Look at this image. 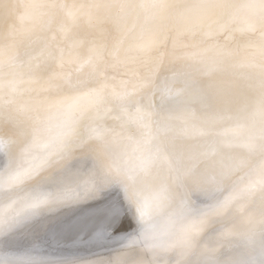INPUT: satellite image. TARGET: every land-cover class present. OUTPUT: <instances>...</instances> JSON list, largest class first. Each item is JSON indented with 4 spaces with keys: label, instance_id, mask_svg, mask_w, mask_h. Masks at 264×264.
I'll return each instance as SVG.
<instances>
[{
    "label": "snow or ice",
    "instance_id": "obj_1",
    "mask_svg": "<svg viewBox=\"0 0 264 264\" xmlns=\"http://www.w3.org/2000/svg\"><path fill=\"white\" fill-rule=\"evenodd\" d=\"M19 7L20 26L9 25L7 42L0 31V129L18 127L23 116L31 133L15 157L16 141L0 134V197L74 153L92 159L86 150L109 139H127L138 154L123 166L93 160L87 171L69 168L0 204V264H56L38 245L13 250L8 237L59 204L110 188L123 193L136 223L128 239L144 253L137 264H228L217 244L238 229L262 239L236 264H264V0H21ZM31 33L36 40L22 53L17 36ZM197 76L208 78L206 87ZM216 76L227 79L217 86ZM186 92L189 99L172 103ZM161 174L146 191L145 178ZM257 199L258 214L250 212ZM174 200L179 228L157 232L153 212ZM219 217L234 223L210 236Z\"/></svg>",
    "mask_w": 264,
    "mask_h": 264
},
{
    "label": "bare ground",
    "instance_id": "obj_2",
    "mask_svg": "<svg viewBox=\"0 0 264 264\" xmlns=\"http://www.w3.org/2000/svg\"><path fill=\"white\" fill-rule=\"evenodd\" d=\"M21 0H0V31L5 36L7 42L8 27L10 24H15L19 27L17 19L22 8L19 7ZM36 33L24 34L17 36L18 40L23 41L21 52L30 51L28 45L36 40ZM34 46V45H33ZM180 66L171 65L172 70H176ZM163 74V73H162ZM170 74V73H169ZM201 82V85L206 87L208 78L196 77ZM217 86L220 80L227 77L216 76L212 78ZM175 87H183V84L177 82ZM209 91H214L210 89ZM190 97V92H186L183 97L177 98V102H183ZM155 103L159 104V100L153 97ZM215 106L223 107V101H218ZM21 123L18 127H10L5 125L0 129V134L5 138L11 136L16 143L12 145V156H17L20 147L30 138L31 125L24 120L23 116L19 117ZM135 146L127 139L117 138L109 139L103 146L86 150L92 156V159H80L81 153H74L73 157L56 161L47 168L39 177L33 179L23 188L15 189L11 192L5 191L0 197V204L6 205L10 199L21 197L29 189L38 185H51L60 176L64 175L69 168H79L82 172L87 171L93 165L95 160L99 165L105 167L111 165L123 166L127 161L129 164L134 163L135 157L138 154L134 150ZM5 157L0 154V163L4 162ZM76 164L80 166L77 167ZM247 168H241L224 181L225 188H230L238 178L243 176ZM162 180L161 175H154L145 178V190L149 191L151 186L159 183ZM193 201L202 206L207 202L201 197H192ZM78 203H86L83 206L81 217L74 218L71 222L76 223L77 227L74 231H67L70 222H58L56 218L64 216L66 209L72 206H77ZM177 207V201H172L170 204L153 212L152 223L155 225L157 232L175 231L180 226L178 218L174 217L173 213ZM260 201L257 199L250 208V212L257 213L259 211ZM114 215L112 218H105L106 215ZM42 218L45 221V226L37 228V220ZM175 220V223H173ZM55 221V222H54ZM69 223V224H68ZM234 223L230 218L219 217L213 221L209 229V235L214 236L216 233L224 231ZM235 223H238L236 221ZM136 228V223L133 220L132 213L128 211L127 202L124 199L123 193L119 188H110L104 190L95 196L82 198L80 200L71 201L68 203L59 204L43 214L34 217L33 219L22 224L8 237L9 246L16 251H24L32 248L34 245L39 246L40 254L46 258L56 262V264H112L117 258L126 261V264H137L138 261L144 259V253L137 246L135 240H127L124 244H120L117 240L119 235L122 237L132 233ZM242 230L232 232L218 241L217 246L220 249V258L228 264H236L243 258L244 253L251 247H258L261 236L257 232L254 236L241 234ZM20 233V234H19ZM97 241L101 243L116 241L114 248L100 247L97 251H92L93 244ZM103 245V244H101ZM95 248V247H94Z\"/></svg>",
    "mask_w": 264,
    "mask_h": 264
},
{
    "label": "rangeland",
    "instance_id": "obj_3",
    "mask_svg": "<svg viewBox=\"0 0 264 264\" xmlns=\"http://www.w3.org/2000/svg\"><path fill=\"white\" fill-rule=\"evenodd\" d=\"M77 165V167L78 166H80L79 164H76ZM84 204H86V203H78V205L77 206H72L71 208H67L66 209V213L64 214V216H61V217H59V218H56L57 220L56 221H58L59 223L60 222H70L71 224H70V226H68L66 229H67V231H74V229L73 228H75L76 229V227H77V224L76 223H72L71 221L74 219V218H76V217H81V216H83V214L84 213H81L82 212V210H83V206H80V205H84ZM112 217H114V215L112 214L111 216L109 215H106L105 216V218H112ZM55 222V221H54ZM69 224V223H68ZM36 226H37V228L39 229V228H42V227H44L45 226V221H44V219H42V218H38V220H37V224H36ZM134 230H135V228H134ZM20 234V233H19ZM130 234V233H129ZM128 234V235H129ZM128 235L127 236H125V237H122V234L121 235H119V237H118V239L117 240H120V244H124L127 240H128ZM116 241H112V242H104L103 243V241H101V243L100 242H98L97 241V244L96 243H94L93 244V246L95 247H92L91 248V250L92 251H97V250H99L100 249V247H108L109 249H112V248H114L115 247V245H116V243H115ZM98 244H100V245H98ZM101 244H103V245H101ZM100 246V247H98V246Z\"/></svg>",
    "mask_w": 264,
    "mask_h": 264
}]
</instances>
